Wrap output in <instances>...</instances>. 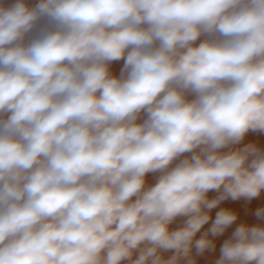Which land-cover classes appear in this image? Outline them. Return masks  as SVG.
Segmentation results:
<instances>
[{"label":"clouds","instance_id":"obj_1","mask_svg":"<svg viewBox=\"0 0 264 264\" xmlns=\"http://www.w3.org/2000/svg\"><path fill=\"white\" fill-rule=\"evenodd\" d=\"M0 264H264V0H0Z\"/></svg>","mask_w":264,"mask_h":264},{"label":"bare ground","instance_id":"obj_2","mask_svg":"<svg viewBox=\"0 0 264 264\" xmlns=\"http://www.w3.org/2000/svg\"><path fill=\"white\" fill-rule=\"evenodd\" d=\"M117 67V66H116ZM117 69H118V67H117Z\"/></svg>","mask_w":264,"mask_h":264},{"label":"rangeland","instance_id":"obj_3","mask_svg":"<svg viewBox=\"0 0 264 264\" xmlns=\"http://www.w3.org/2000/svg\"><path fill=\"white\" fill-rule=\"evenodd\" d=\"M117 67H119V66L117 65Z\"/></svg>","mask_w":264,"mask_h":264}]
</instances>
